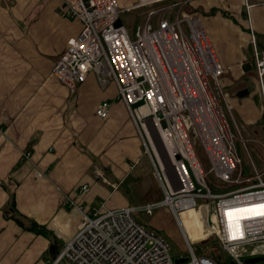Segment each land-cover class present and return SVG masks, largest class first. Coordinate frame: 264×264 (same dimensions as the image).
Returning <instances> with one entry per match:
<instances>
[{
  "label": "built area",
  "instance_id": "built-area-1",
  "mask_svg": "<svg viewBox=\"0 0 264 264\" xmlns=\"http://www.w3.org/2000/svg\"><path fill=\"white\" fill-rule=\"evenodd\" d=\"M62 1L68 16L82 22V31L67 42L55 77L70 92L92 74L101 88L115 86L146 145L164 199L116 209L101 204L89 212L72 203L82 223L49 264H247V259L264 258V167L259 169L251 157L246 175L236 145L249 151L254 143L264 162V141L249 139L247 127L236 119L223 83L227 69L201 18L186 10L191 0H136L127 6L118 0ZM244 1L249 10L250 0ZM256 1L264 6V0ZM136 11L143 21L134 32L124 22L115 25ZM251 33L264 106V48ZM111 110L112 102L104 100L95 114L106 120ZM30 157V152L23 155ZM88 188L82 186L80 194ZM161 208L176 221L186 262L174 261L166 238L137 218ZM193 210L206 229L203 241L192 240L181 223V215ZM211 236L221 250L217 259L198 255L194 248Z\"/></svg>",
  "mask_w": 264,
  "mask_h": 264
},
{
  "label": "crops",
  "instance_id": "crops-1",
  "mask_svg": "<svg viewBox=\"0 0 264 264\" xmlns=\"http://www.w3.org/2000/svg\"><path fill=\"white\" fill-rule=\"evenodd\" d=\"M190 4L206 12L202 22L227 69L223 83L233 94L239 122L264 141L251 41L253 31L264 48V6L250 0L245 19L244 0ZM220 7L227 16L211 13ZM81 31L82 22L68 16L62 0H0V264L53 261L82 223L72 203L89 212L101 204L116 209L164 199L146 145L115 86L101 88L92 74L70 92L53 73L67 42ZM243 89L250 94L237 97ZM104 100L112 102L106 120L95 114ZM28 152L30 159H24ZM84 185L88 191L80 194ZM12 197L25 227L8 210Z\"/></svg>",
  "mask_w": 264,
  "mask_h": 264
},
{
  "label": "rangeland",
  "instance_id": "rangeland-1",
  "mask_svg": "<svg viewBox=\"0 0 264 264\" xmlns=\"http://www.w3.org/2000/svg\"><path fill=\"white\" fill-rule=\"evenodd\" d=\"M245 8L246 6H244L241 9V13H242V16L244 17L246 16L245 19H247V13H246ZM186 10L190 13L196 14L197 16L201 18V20H203L202 15L205 16V13H206V12L204 13V10L201 9L199 5H194V4L192 6L190 5ZM220 12L223 13L225 16L228 15L227 12H223L221 7L214 8L213 12L211 13L217 14ZM230 14H232L231 11H230ZM233 18L236 20L235 17ZM122 20L124 22V25L128 29V31L132 32L136 29L138 25L141 24V22L143 21V18L140 17V11H136L133 13L131 12V13H127L123 15ZM224 88L226 90L225 85H224ZM226 91L229 95L230 100H233L234 97L231 91H228V90ZM217 94H218V91H217ZM235 117L239 122L240 120L237 118L236 114H235ZM246 130L247 132H249V135L247 137L251 140L252 139L254 140L255 137H253V133L250 127H247ZM236 145H237L239 155L241 156L243 160V165H244L246 175L250 174L249 164H250L251 157L259 169H262L264 167V162L261 156V151L259 150L258 146H256L254 143H249L248 144L249 151H247L241 143L237 142ZM158 147L162 151L164 158L167 160L163 146L159 143V141H158ZM203 156L204 154H202V157ZM137 218L142 224L148 226L150 230H157L164 238H166V240L171 245V256L174 259V261H177L181 258H187L188 253L185 250V244L183 242L182 234L178 226L176 225V221L173 219V217L167 211V209L161 208L155 211L154 215L151 217L147 216L145 213H139L137 215ZM181 220H182V224H183L185 231H187L190 234V238L192 240L203 241L202 235H201L202 232L199 230L200 224H198L197 222V217H192L190 215H187L186 213H183L181 215ZM194 248L198 255H207L210 257H214L216 259L219 257V253L221 251L214 236H211L209 240L207 239V241H204L203 243L196 242ZM221 257L224 260H230V258L225 253H221ZM230 264H231V260H230ZM259 264H264V263H259Z\"/></svg>",
  "mask_w": 264,
  "mask_h": 264
},
{
  "label": "water",
  "instance_id": "water-1",
  "mask_svg": "<svg viewBox=\"0 0 264 264\" xmlns=\"http://www.w3.org/2000/svg\"><path fill=\"white\" fill-rule=\"evenodd\" d=\"M117 27H120L123 25V21L122 19H119L116 24H115ZM250 94V91L248 89H243V90H240L237 94V97L239 98H244L246 96H248ZM163 126L165 127V124L163 123ZM187 261V258H182L180 260H177L176 262L177 263H183V262H186ZM261 261H264V258H252V259H247L246 260V263L247 264H255V263H258V262H261Z\"/></svg>",
  "mask_w": 264,
  "mask_h": 264
},
{
  "label": "trees",
  "instance_id": "trees-1",
  "mask_svg": "<svg viewBox=\"0 0 264 264\" xmlns=\"http://www.w3.org/2000/svg\"><path fill=\"white\" fill-rule=\"evenodd\" d=\"M8 210H10V212L13 214L12 216L18 222V224L23 226V227H25V224L22 221L23 217L20 216V214L16 211L15 202H14V198L13 197H12V201L9 204V209ZM35 227H37L38 230H43V228H39L40 226H37L36 224H35ZM155 232L160 234L157 230H155Z\"/></svg>",
  "mask_w": 264,
  "mask_h": 264
},
{
  "label": "bare ground",
  "instance_id": "bare-ground-1",
  "mask_svg": "<svg viewBox=\"0 0 264 264\" xmlns=\"http://www.w3.org/2000/svg\"><path fill=\"white\" fill-rule=\"evenodd\" d=\"M187 215H190L192 217H197V222L198 224H200V228L199 230L202 232V239L205 240V233H203L205 231V228H204V225H203V222H202V218L200 217V215L198 214V212H195L194 210L193 211H189V212H185ZM182 223V222H181ZM183 225V224H182ZM196 226V224H195ZM184 228V227H183Z\"/></svg>",
  "mask_w": 264,
  "mask_h": 264
}]
</instances>
